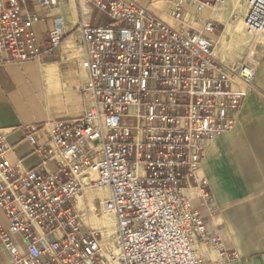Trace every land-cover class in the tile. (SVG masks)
<instances>
[{
  "label": "built area",
  "instance_id": "2783aa9c",
  "mask_svg": "<svg viewBox=\"0 0 264 264\" xmlns=\"http://www.w3.org/2000/svg\"><path fill=\"white\" fill-rule=\"evenodd\" d=\"M36 1L52 10L61 0ZM87 1L109 19L77 25L91 104L77 118L21 128L41 157L32 168L8 162L12 145L0 128V264H205L197 242L212 245L222 263L236 260L207 233L184 190L205 184L197 176L205 149L236 125L254 91L264 0H172L176 27L136 0ZM229 1L245 6L253 36L236 66L215 58L218 21L203 15ZM22 2L0 0V64L41 61L63 42L59 18L48 40H38ZM85 186L110 192L100 202L116 220L109 245L83 226L77 203Z\"/></svg>",
  "mask_w": 264,
  "mask_h": 264
},
{
  "label": "crops",
  "instance_id": "0c3cea01",
  "mask_svg": "<svg viewBox=\"0 0 264 264\" xmlns=\"http://www.w3.org/2000/svg\"><path fill=\"white\" fill-rule=\"evenodd\" d=\"M136 1L164 22L178 25L170 16L172 0ZM20 7L21 14L32 21L38 40H48L58 18L65 31L52 56L0 64V128L12 145L6 158L11 164L20 161L23 167L32 168L41 157L33 152L21 128L84 113L91 99L82 92L88 68L77 25L83 19L91 26H101L109 19L87 0H61L52 10L36 0H24ZM217 8L221 9H205L203 15L215 19ZM253 85L254 91L244 97L236 115V125L205 149L197 170L205 184L184 190L204 220L207 233L219 236L224 248L237 255L236 260L222 263L212 245L197 242L205 264H264V55L259 58ZM49 168L54 170L56 165L50 163ZM0 220L6 224L1 211ZM0 258L6 260L1 248Z\"/></svg>",
  "mask_w": 264,
  "mask_h": 264
},
{
  "label": "rangeland",
  "instance_id": "374dc122",
  "mask_svg": "<svg viewBox=\"0 0 264 264\" xmlns=\"http://www.w3.org/2000/svg\"><path fill=\"white\" fill-rule=\"evenodd\" d=\"M234 2L235 1H229L220 6L221 10H219L218 13H220L221 16H223V19H227L229 25L227 26L224 23L218 22L217 29L214 34V41H215L214 56L217 60L229 66H236L246 57L251 42L253 40V36L245 30L244 25L242 24L245 15V6L242 3H240L242 7H238V6L235 7ZM239 21L241 22L240 23L241 28L240 30H237L235 27L239 24ZM227 27L230 30L224 33V30ZM222 32L223 34L220 37L221 39L220 38L216 39V37L220 36ZM90 187H91L90 191L92 194H95L98 191V188L92 186ZM82 196L83 194L81 195V197ZM79 197H78V201H79ZM83 200H84L83 211L78 209L81 214L82 222H84L83 226L85 228H92L91 225L94 224L95 222L93 215L94 214L96 215V213L94 212L91 202L84 197L82 201ZM113 233H114V227H113ZM103 244H105L104 240H103Z\"/></svg>",
  "mask_w": 264,
  "mask_h": 264
},
{
  "label": "bare ground",
  "instance_id": "6f19581e",
  "mask_svg": "<svg viewBox=\"0 0 264 264\" xmlns=\"http://www.w3.org/2000/svg\"><path fill=\"white\" fill-rule=\"evenodd\" d=\"M234 3H235V7L236 6L242 7V5L240 4L239 1H235ZM221 5H219V6H221ZM218 11H219V9H218ZM215 19L220 21V22H222V23H224L227 26L229 25L227 19H223V16H221L220 13H217L215 15ZM240 23L241 22L239 21V24L235 27L237 30H240V28H241L240 27ZM242 24L244 25V18H243V23ZM244 28H245V26H244ZM229 30L230 29L227 27L224 30V33H226V31H229ZM90 188H91L90 186H85L84 187L83 196L79 197V201H78L77 207H78L79 210L83 211V208H84V204H83L84 200L82 201L83 197L91 202L92 207L94 209V212L96 213V215L95 214L93 215L95 222H94V224L91 225V227L93 229H95V230L97 229L102 234V237H103V240H104L105 244L109 245L110 241L113 238L112 236H113V234L115 233V230H116V220H115L114 214L109 213V212H104L102 210L100 202L104 201L105 199H107L109 197V195H110V192H109L108 188H101V189H98V191L95 194H92L91 191H90ZM111 215H112L113 218L111 217ZM113 227H114V233H113Z\"/></svg>",
  "mask_w": 264,
  "mask_h": 264
}]
</instances>
